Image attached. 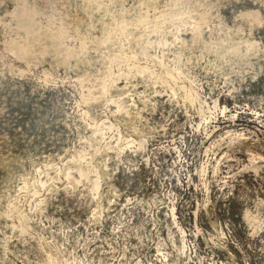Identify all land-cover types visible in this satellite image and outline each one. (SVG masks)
Listing matches in <instances>:
<instances>
[{
  "label": "rangeland",
  "instance_id": "1",
  "mask_svg": "<svg viewBox=\"0 0 264 264\" xmlns=\"http://www.w3.org/2000/svg\"><path fill=\"white\" fill-rule=\"evenodd\" d=\"M0 264H264V0H0Z\"/></svg>",
  "mask_w": 264,
  "mask_h": 264
}]
</instances>
